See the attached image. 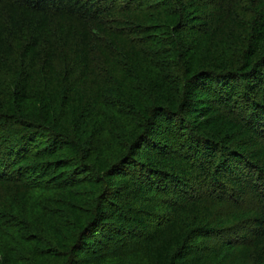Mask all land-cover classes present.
Wrapping results in <instances>:
<instances>
[{
  "label": "trees",
  "instance_id": "obj_1",
  "mask_svg": "<svg viewBox=\"0 0 264 264\" xmlns=\"http://www.w3.org/2000/svg\"><path fill=\"white\" fill-rule=\"evenodd\" d=\"M0 264H264V0H0Z\"/></svg>",
  "mask_w": 264,
  "mask_h": 264
}]
</instances>
